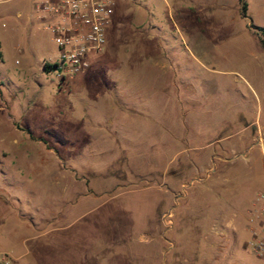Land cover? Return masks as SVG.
<instances>
[{"label": "rangeland", "instance_id": "rangeland-1", "mask_svg": "<svg viewBox=\"0 0 264 264\" xmlns=\"http://www.w3.org/2000/svg\"><path fill=\"white\" fill-rule=\"evenodd\" d=\"M113 1L76 72L40 22L1 26L30 0L0 3V249L23 235L35 249L13 264H264L247 247L264 190V0ZM119 101L149 114L120 123L106 105Z\"/></svg>", "mask_w": 264, "mask_h": 264}, {"label": "built area", "instance_id": "built-area-1", "mask_svg": "<svg viewBox=\"0 0 264 264\" xmlns=\"http://www.w3.org/2000/svg\"><path fill=\"white\" fill-rule=\"evenodd\" d=\"M34 18L51 32L64 70L76 72L86 65L85 57L100 51L105 27L110 23L113 0H32ZM55 64L59 68L58 62ZM256 213L249 219L247 247L264 258V190L255 196ZM0 264H13L10 251L0 249Z\"/></svg>", "mask_w": 264, "mask_h": 264}, {"label": "crops", "instance_id": "crops-1", "mask_svg": "<svg viewBox=\"0 0 264 264\" xmlns=\"http://www.w3.org/2000/svg\"><path fill=\"white\" fill-rule=\"evenodd\" d=\"M2 1H5V0H0V3ZM4 14H7L6 9L0 7V19L4 18ZM24 16L27 18L26 22L23 21ZM15 18L16 19L13 22H8V23L4 20H1L2 21L1 26L6 27L9 25L10 31L17 34V33L21 32L22 30L27 29V27H30L31 26L30 24H32L31 22L39 23V21H37L34 18L33 8H32V0H30L29 4L27 5V8H23V10L20 9V10H17L15 12ZM149 38H151V37L149 36ZM134 51L137 52V55L143 54L140 52L139 49L138 50L134 49L133 52ZM148 53H149L148 54L149 59L152 60L153 55L150 53V51ZM153 64H155L154 66H157V62H153ZM153 67L151 66L150 68H148L146 70V72H144L145 69H142L141 71L146 73L147 75H150L151 73L156 71V68H153ZM133 70H135V67L132 68V71ZM151 80H152V78H151ZM162 89L167 90L166 85L164 87H162ZM165 102L166 101H163V103H164L163 107H164V111L166 113V110H169V109L168 108L166 109V105H165L168 103V101H167V103H165ZM106 105L109 108V110L107 112L114 111V118L120 123L124 122L125 119L133 122V121H135V119H139L138 117L143 112L147 113V115L149 114V110H147V109L145 110L142 107H136L135 105H132L130 103H128V105H127L125 102L123 103L122 101L116 102L115 104H113V103L107 104L106 103ZM169 106H170V104H169ZM125 112H127V113H125ZM259 123H261V127L264 129V124L262 122H259ZM119 127L121 128V142H119V145L117 144L118 147H120L119 155H122L121 158L126 159V155H130V153H132V151H130L132 144L128 140L130 139L129 137H133V136L125 133V130H123L124 126L120 125ZM109 134L110 133H108V135L105 137H109L110 136ZM104 135H105V133H103V136ZM200 147L203 148L204 145H202ZM256 152L261 153L262 149L261 150L259 149V152L258 151H256ZM8 211H9V208L7 206L6 200H4L2 198V196H0V222L5 221V219L7 218L6 215H9ZM17 217L20 218L21 213H18ZM25 227H28L27 224L25 225ZM24 237L25 236L22 235L18 238H14L15 246L12 248L13 250L11 249L12 251H10L12 256H13V261L17 262L18 260L22 259L24 256H27L29 251L31 252V249L33 250V248L35 247V246H32V248H29V246L25 245V242L29 241L34 236L25 237V238ZM2 250H5V249L3 248ZM5 251H8V250H5Z\"/></svg>", "mask_w": 264, "mask_h": 264}, {"label": "trees", "instance_id": "trees-1", "mask_svg": "<svg viewBox=\"0 0 264 264\" xmlns=\"http://www.w3.org/2000/svg\"><path fill=\"white\" fill-rule=\"evenodd\" d=\"M241 8H242V12H243V14L245 15L246 10H247V4H246L244 1L242 2V6H241ZM257 30H258L259 33H260V35H259V41H260V44H261V46L264 48V28H257ZM53 66H56V65H55V64H50V63H48V62H44V63H43V68H44L45 70H48V69L52 68Z\"/></svg>", "mask_w": 264, "mask_h": 264}]
</instances>
